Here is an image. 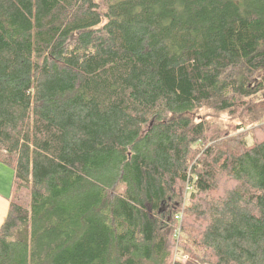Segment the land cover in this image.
Wrapping results in <instances>:
<instances>
[{
  "label": "trees",
  "instance_id": "trees-1",
  "mask_svg": "<svg viewBox=\"0 0 264 264\" xmlns=\"http://www.w3.org/2000/svg\"><path fill=\"white\" fill-rule=\"evenodd\" d=\"M262 91L264 0H0V264H264Z\"/></svg>",
  "mask_w": 264,
  "mask_h": 264
},
{
  "label": "rangeland",
  "instance_id": "rangeland-1",
  "mask_svg": "<svg viewBox=\"0 0 264 264\" xmlns=\"http://www.w3.org/2000/svg\"><path fill=\"white\" fill-rule=\"evenodd\" d=\"M255 101L257 103V111H258V115H257V119L261 116H264V91H262L261 93L258 94L257 97H255ZM204 111H200L198 113H194L191 117L194 119V120H199L201 118L204 117ZM222 120L223 121H228L229 118H227L226 116L222 117ZM264 127V118L260 119L259 121H256L253 125H251L249 128H246L244 129V132H247L249 133L248 135V142L251 144L253 141H254V134L255 136H257V133L256 132H259V130ZM230 132H231V135L233 137H236L238 136V132H236L234 129L232 128H229ZM259 139H262L263 137H258ZM0 168H2L4 171L3 173L0 171V185H5L6 184V173L8 174H13L14 176V171L11 167L7 166V165H4L2 163H0ZM9 170V171H8ZM9 180L11 182V188H12V185H13V177H9ZM10 188V189H11ZM190 200H188L187 202H189ZM10 202H11V198H10ZM7 217V215H6ZM6 219V218H5ZM4 223V222H3ZM2 223V224H3ZM191 250V249H190ZM186 255V254H184ZM181 256V254H180ZM179 256V257H180ZM183 258V257H182ZM183 260H186V258L184 257Z\"/></svg>",
  "mask_w": 264,
  "mask_h": 264
},
{
  "label": "crops",
  "instance_id": "crops-1",
  "mask_svg": "<svg viewBox=\"0 0 264 264\" xmlns=\"http://www.w3.org/2000/svg\"><path fill=\"white\" fill-rule=\"evenodd\" d=\"M0 171L3 173V169L0 168ZM9 171V170H8ZM13 177V174L6 173V184L0 185V228L2 227V223L5 222L6 215L8 216L9 207H10V198L12 196V188L9 177ZM13 186V185H12ZM11 188V189H10Z\"/></svg>",
  "mask_w": 264,
  "mask_h": 264
},
{
  "label": "built area",
  "instance_id": "built-area-1",
  "mask_svg": "<svg viewBox=\"0 0 264 264\" xmlns=\"http://www.w3.org/2000/svg\"><path fill=\"white\" fill-rule=\"evenodd\" d=\"M192 191V187H190V186H188L187 187V192H191ZM177 219H180V216L179 215H177V217H176Z\"/></svg>",
  "mask_w": 264,
  "mask_h": 264
}]
</instances>
